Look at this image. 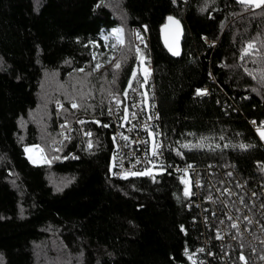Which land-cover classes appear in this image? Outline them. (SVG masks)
<instances>
[{
  "label": "trees",
  "instance_id": "trees-1",
  "mask_svg": "<svg viewBox=\"0 0 264 264\" xmlns=\"http://www.w3.org/2000/svg\"><path fill=\"white\" fill-rule=\"evenodd\" d=\"M169 16L185 31L177 59L160 38ZM116 25L128 35L121 68L94 76L85 44ZM136 25L151 35L166 169L117 179L106 107L136 65ZM79 118L91 136H82ZM252 120H264V8L237 0H0V264H195L207 231L184 195L185 168L264 183ZM26 146L52 160L31 163Z\"/></svg>",
  "mask_w": 264,
  "mask_h": 264
},
{
  "label": "built area",
  "instance_id": "built-area-1",
  "mask_svg": "<svg viewBox=\"0 0 264 264\" xmlns=\"http://www.w3.org/2000/svg\"><path fill=\"white\" fill-rule=\"evenodd\" d=\"M172 1L174 2V0ZM186 1L175 0V3H185ZM117 28L122 27L116 25L104 28L100 31L97 39L85 44V47L89 49L94 70L101 68L104 64L103 58L104 60L108 59L109 65L118 59L124 43H119V37L114 31ZM137 33L142 37V40L137 38ZM122 36L125 42L124 29ZM131 38L134 48L136 50L138 48L140 52L134 69L140 65L143 59L147 64L148 75L146 81L144 76H137L139 83L134 80L131 89L126 91L125 87L120 96H112L106 107L107 122L112 127V140L113 137L116 138L113 140L109 171L117 179L129 176H151L132 175L131 173H144L152 169H161V172H164L166 169V145L155 96V68L151 58V35L147 27L136 25L131 30ZM203 41L207 46L216 45L207 37H204ZM113 45L116 46L113 47ZM94 54L95 58H93ZM97 64L100 65L99 68H96ZM144 83L149 91L148 104L147 97L143 93ZM204 90L209 93V88L205 87ZM56 107L59 110L64 108L59 102L56 103ZM109 109H112L111 115ZM127 112L128 114H126ZM79 121H83V119L79 118L76 122L81 127L82 136L86 137V131L82 127L83 123ZM253 121H250V125L254 132L258 134V128L264 130V120L255 121V124L252 123ZM69 132H71V128ZM121 134L128 139L124 140ZM154 143L159 146L156 149L158 154L155 156L152 155ZM261 143L264 148V143L262 141ZM26 148L38 150L39 147H24L23 150L27 154ZM175 170L180 171V168L176 167ZM185 171L190 176L189 205L198 208L200 218L207 231L204 240L195 248L194 263L245 264L247 261V264H264V260L261 259L264 256V183L251 187L236 178L232 171L227 174H217L206 170L205 176L203 175L204 170L199 167L190 166L185 168ZM233 223L238 227H231ZM218 236L222 239L217 238ZM201 249L203 251H200ZM241 256L245 259H240Z\"/></svg>",
  "mask_w": 264,
  "mask_h": 264
},
{
  "label": "snow or ice",
  "instance_id": "snow-or-ice-1",
  "mask_svg": "<svg viewBox=\"0 0 264 264\" xmlns=\"http://www.w3.org/2000/svg\"><path fill=\"white\" fill-rule=\"evenodd\" d=\"M174 2H175V0H174ZM237 2H238L239 4H241V5H243V6L245 7V9H248V8H261V7H264V0H237ZM201 11H205V9H201ZM168 19H169V21H172V20H173L172 17H169ZM176 23L178 24L179 22L176 21ZM114 31H115V33L117 34V36L119 37V43H120V44H123V43H124L123 36H122L123 29H122V28H117V29H115ZM136 36H137V38H139V39L142 40V37L139 36V33H137ZM105 39H107V37H105ZM115 46H116V45H113V47H115ZM253 47H254V45H253L252 43H249V44H248V48L244 50V51H245V54H248V50H249V49H252ZM137 51L139 52V49H138V48H137ZM173 54H174V55H178L179 53H178V52H173ZM93 58H95V54H94ZM99 67H100V65L97 64V65H96V68H99ZM114 67H115V69H120V68H121V63H120V62H117V63L115 64ZM79 71H83V69H80ZM131 75H132V79H133V80H137V73H136L135 71H133ZM147 75H148L147 70H145V73H144L145 81L147 80ZM249 75H251V73H249ZM137 83H139L138 80H137ZM128 87H132V85L129 84ZM206 94H207L206 90H203V91H202V90H200V89H197V95H206ZM125 95H127V93H125ZM71 103H72V107H73V108H77V107H78V105L76 104V102H75L74 100H73ZM118 103H119V101H118ZM61 107H62V106H61ZM125 111H127V110L125 109ZM111 113H112V109H109V114L111 115ZM133 115H135V113H133ZM150 118H151V117H150ZM79 122H80V123H83L84 121H79ZM97 123H99V121H97ZM252 123L255 124L256 122L253 121ZM103 126H104V127H110V125H103ZM61 127H66V125H62ZM257 131L260 132L261 139H264V130H262V128H258ZM86 135L91 136V133H90V132H89V133H86ZM153 135H154V134H153ZM121 136H122V138H123L124 140H127V139H128V137H124L123 134H121ZM66 138H67V137H66ZM115 139H116V138L113 137V140H115ZM202 146H203L202 144H198V145L184 144V145H182V147H184V148H192V147L199 148V147H202ZM35 147L38 148V146H35ZM91 147H92V142H91V140H90V141H89V148H91ZM157 147H159V146L156 145V144L154 143V144H153V151H152V155H153V156H155V155L158 154L157 151H156ZM240 147H246V146H245V145H240ZM25 151H26V152H27V151H30V149H27V148H26ZM178 154H179V153H178ZM29 158L31 159V157H29ZM138 162H139V161H138ZM131 174H132V175H141V174L151 175V172H150V171H146V172H144V173L132 172ZM229 175H231V174L229 173ZM184 195H185V196H189V195H190V193L188 192L187 189L184 190ZM209 199H211V197H209ZM229 219H232V218L229 217ZM246 219H247V217H246ZM249 222H251V221H249ZM221 223H223V221H221ZM231 227L236 228V227H238V226H237L235 223H233V224L231 225ZM182 230H183V229H182ZM217 238L222 239V237H219V236H218ZM200 251H203V249H201ZM240 259L243 260V259H245V258H244L243 256H241ZM261 259L264 260V256H262ZM245 264H247V261H245Z\"/></svg>",
  "mask_w": 264,
  "mask_h": 264
},
{
  "label": "rangeland",
  "instance_id": "rangeland-1",
  "mask_svg": "<svg viewBox=\"0 0 264 264\" xmlns=\"http://www.w3.org/2000/svg\"><path fill=\"white\" fill-rule=\"evenodd\" d=\"M124 34H125V42H124V45H125L126 39L128 37V35L125 32V29H124ZM130 36H131V34H130ZM123 48L121 49L120 54L117 57L118 59L115 62L110 63V65H109V62L107 61L108 59L104 60V58L102 59V62L104 64L101 66L100 69L94 70V66H93V64H91L90 73L92 75H94V76H98V75H101L104 72L108 71L109 69L115 68L114 67L115 64L117 62H120V56H121V52H122ZM145 70H147V72H148L147 64L142 59L140 65H137L136 68L134 69V71L137 73V76H140V75L144 76ZM77 72L79 74H83L85 72V69H83V71H77ZM144 79H145V76H144ZM133 83H134V80L132 79V75H131L130 79L128 80L127 86H126V91L131 89V87H128V85L129 84L133 85ZM145 86H146V83H144V85H143V90H144L143 93L147 97V104H148L149 103V91H148L147 86L146 87ZM114 96H116V95H114ZM126 114H128V112ZM258 137L264 143V139H261L260 132H258ZM29 157H31V159ZM27 158L30 160L31 163H33L35 165L43 164V163H46V162L52 160L51 158L46 156V154L43 152V150L41 148H38V150H36L35 148H30V151L27 152ZM149 171L151 172L152 176L153 175H159L161 173V169H152V170H149ZM129 177H131V176H129ZM133 177H135V176H133Z\"/></svg>",
  "mask_w": 264,
  "mask_h": 264
},
{
  "label": "water",
  "instance_id": "water-1",
  "mask_svg": "<svg viewBox=\"0 0 264 264\" xmlns=\"http://www.w3.org/2000/svg\"><path fill=\"white\" fill-rule=\"evenodd\" d=\"M169 17H172L173 20L169 21ZM169 17H167L166 22L160 28V38L162 45L169 55L177 59L181 58L183 55V38L185 31L179 19L173 16ZM176 21L179 23L177 24ZM173 52H178L179 54L174 55Z\"/></svg>",
  "mask_w": 264,
  "mask_h": 264
},
{
  "label": "bare ground",
  "instance_id": "bare-ground-1",
  "mask_svg": "<svg viewBox=\"0 0 264 264\" xmlns=\"http://www.w3.org/2000/svg\"><path fill=\"white\" fill-rule=\"evenodd\" d=\"M146 87V86H145ZM144 91V90H143Z\"/></svg>",
  "mask_w": 264,
  "mask_h": 264
}]
</instances>
